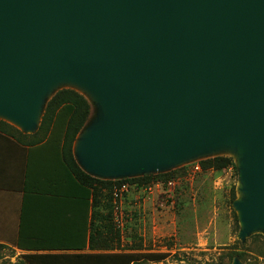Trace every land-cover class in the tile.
Returning a JSON list of instances; mask_svg holds the SVG:
<instances>
[{
	"label": "water",
	"instance_id": "obj_1",
	"mask_svg": "<svg viewBox=\"0 0 264 264\" xmlns=\"http://www.w3.org/2000/svg\"><path fill=\"white\" fill-rule=\"evenodd\" d=\"M63 81L110 110L92 100L104 117L75 140L83 171L142 177L232 146L243 235L264 227V0H0V114L23 128L0 119L33 133Z\"/></svg>",
	"mask_w": 264,
	"mask_h": 264
},
{
	"label": "rangeland",
	"instance_id": "obj_2",
	"mask_svg": "<svg viewBox=\"0 0 264 264\" xmlns=\"http://www.w3.org/2000/svg\"><path fill=\"white\" fill-rule=\"evenodd\" d=\"M68 85L91 99L86 97L92 104L86 127L101 126L103 111L89 92L69 81L53 87L67 89ZM216 157L232 158L237 169L202 170L200 162ZM243 162L237 148L223 146L142 175L179 170L170 182L141 188L128 184V190L118 194L108 233L103 235L115 241L109 244L112 249L88 252L99 256L86 264H127L132 259L139 264H264V227L243 235L237 207L248 201L241 174ZM9 243L0 244V264H67L60 259L45 262L29 258L43 253L22 252L14 247L16 242Z\"/></svg>",
	"mask_w": 264,
	"mask_h": 264
},
{
	"label": "crops",
	"instance_id": "obj_3",
	"mask_svg": "<svg viewBox=\"0 0 264 264\" xmlns=\"http://www.w3.org/2000/svg\"><path fill=\"white\" fill-rule=\"evenodd\" d=\"M41 122L33 133L22 132L25 136L0 131V244L14 241L18 249L22 240L56 249L79 246L86 239L87 247L81 251L37 253L87 254L90 233L85 237L84 192L61 159L63 123L49 122L40 131Z\"/></svg>",
	"mask_w": 264,
	"mask_h": 264
},
{
	"label": "trees",
	"instance_id": "obj_4",
	"mask_svg": "<svg viewBox=\"0 0 264 264\" xmlns=\"http://www.w3.org/2000/svg\"><path fill=\"white\" fill-rule=\"evenodd\" d=\"M92 115V104L89 100L72 89H62L54 94V96L46 104L45 112L42 118L41 126L39 130L44 129L47 124L54 121L63 123L64 129V150L61 156L62 162L65 166L66 172L75 180L79 188L84 192V205L87 208V218L85 226V237L89 231L90 241L89 250H111L110 243H114V240H108L104 233H108V224L111 223L112 213L115 209L114 203H116L115 192L123 184H129L131 186L136 185L141 188L149 184L157 182H170L175 178V175L179 172L172 171L162 175H147L143 177L128 178L119 181L102 180L94 176L89 175L83 171L77 164L73 155V144L77 136L86 127L90 121ZM0 131L17 135L25 136L17 128L8 124L5 121L0 120ZM202 170H223L227 168L237 169L236 164L232 158L228 157H216L200 162ZM91 208V219L89 218V211ZM2 246L0 245V248ZM18 249L27 252H40V251H81L87 247V240L81 242L79 246H73L68 248H41L31 242H23L19 240L17 243ZM99 255L96 254H75V253H61V254H32L27 257L33 259H39L42 261L51 260H64L67 264H86L88 261L97 260ZM127 264H139L136 260L132 259Z\"/></svg>",
	"mask_w": 264,
	"mask_h": 264
},
{
	"label": "bare ground",
	"instance_id": "obj_5",
	"mask_svg": "<svg viewBox=\"0 0 264 264\" xmlns=\"http://www.w3.org/2000/svg\"><path fill=\"white\" fill-rule=\"evenodd\" d=\"M69 82H71V83H74V84H77L78 86H80V87H82L83 88V90L85 91H87V92H89V94H90V96L94 99V100H96L97 102H99L101 105H103V107L106 109V111H107V113H108V116L110 115V110H109V108L107 107V105H105L101 100H100V98L92 91V90H90V89H88L86 86H83L82 84H80V83H78V82H73V81H69ZM57 83H55L54 85H56ZM53 85V86H54ZM39 110V109H38ZM38 110H37V113H36V116H35V120L36 121H38L39 120V112H38ZM0 118H3V119H5L6 121H8V122H10L11 124H13V125H15V126H17V127H19V128H23L22 127V125L19 123V122H17V121H15V120H13L12 118H10V117H8V116H5V115H2V114H0Z\"/></svg>",
	"mask_w": 264,
	"mask_h": 264
},
{
	"label": "built area",
	"instance_id": "obj_6",
	"mask_svg": "<svg viewBox=\"0 0 264 264\" xmlns=\"http://www.w3.org/2000/svg\"><path fill=\"white\" fill-rule=\"evenodd\" d=\"M128 188H129L128 184L121 185L120 188L117 189L116 192H115L116 198H118V194L126 192L128 190Z\"/></svg>",
	"mask_w": 264,
	"mask_h": 264
}]
</instances>
